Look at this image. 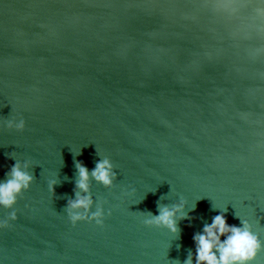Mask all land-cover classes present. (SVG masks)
<instances>
[{
  "label": "water",
  "instance_id": "obj_1",
  "mask_svg": "<svg viewBox=\"0 0 264 264\" xmlns=\"http://www.w3.org/2000/svg\"><path fill=\"white\" fill-rule=\"evenodd\" d=\"M16 164L0 264H195L216 215L264 264V0H0V183Z\"/></svg>",
  "mask_w": 264,
  "mask_h": 264
},
{
  "label": "clouds",
  "instance_id": "obj_2",
  "mask_svg": "<svg viewBox=\"0 0 264 264\" xmlns=\"http://www.w3.org/2000/svg\"><path fill=\"white\" fill-rule=\"evenodd\" d=\"M17 127L22 128L23 123L21 122ZM76 169L79 175L76 188L87 194L89 171L82 164H77ZM8 175L10 178L5 183H0V206L5 208H10L15 203L16 196L21 190L28 187L32 179L26 172L20 170L18 164L13 165ZM91 176L104 186H110L113 174L109 161L106 159L98 161L91 172ZM90 205L91 199L87 195L81 197L77 194L74 201H69L67 208L71 222L75 223L84 219V216L73 213L80 209L87 212ZM181 209L182 205L176 206L172 210L166 207L160 208L159 215L147 223L164 226L175 233L177 229L174 217ZM99 215V212L95 214L96 217ZM11 219H15L14 214ZM222 237L223 239H221ZM192 242L195 249V264H250L261 247L259 240L252 234L246 222L241 221L240 227L230 226L223 215L214 216L210 224L203 226L201 233L193 235ZM184 264H193L191 252Z\"/></svg>",
  "mask_w": 264,
  "mask_h": 264
}]
</instances>
